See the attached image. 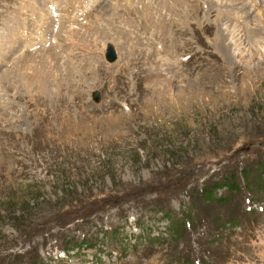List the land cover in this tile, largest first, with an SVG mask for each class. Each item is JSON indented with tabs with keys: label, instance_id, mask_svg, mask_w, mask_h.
Segmentation results:
<instances>
[{
	"label": "rangeland",
	"instance_id": "374dc122",
	"mask_svg": "<svg viewBox=\"0 0 264 264\" xmlns=\"http://www.w3.org/2000/svg\"><path fill=\"white\" fill-rule=\"evenodd\" d=\"M0 264H264V0H0Z\"/></svg>",
	"mask_w": 264,
	"mask_h": 264
},
{
	"label": "water",
	"instance_id": "95a60500",
	"mask_svg": "<svg viewBox=\"0 0 264 264\" xmlns=\"http://www.w3.org/2000/svg\"><path fill=\"white\" fill-rule=\"evenodd\" d=\"M103 56L109 62H111V61H113L115 59V51H114L113 46L110 43L106 44V48H105ZM92 99L94 101H98L99 100V95H98V93L96 91L92 92Z\"/></svg>",
	"mask_w": 264,
	"mask_h": 264
},
{
	"label": "bare ground",
	"instance_id": "6f19581e",
	"mask_svg": "<svg viewBox=\"0 0 264 264\" xmlns=\"http://www.w3.org/2000/svg\"><path fill=\"white\" fill-rule=\"evenodd\" d=\"M115 58H116V57H115ZM114 60H115V59H114ZM114 60H113V61H114ZM106 61H107V60H106ZM107 62H109V61H107ZM111 62H112V61H111Z\"/></svg>",
	"mask_w": 264,
	"mask_h": 264
}]
</instances>
